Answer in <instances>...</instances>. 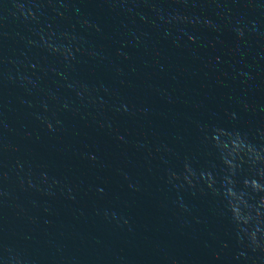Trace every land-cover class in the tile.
I'll use <instances>...</instances> for the list:
<instances>
[{
    "label": "water",
    "instance_id": "95a60500",
    "mask_svg": "<svg viewBox=\"0 0 264 264\" xmlns=\"http://www.w3.org/2000/svg\"><path fill=\"white\" fill-rule=\"evenodd\" d=\"M0 264H264V0H0Z\"/></svg>",
    "mask_w": 264,
    "mask_h": 264
}]
</instances>
